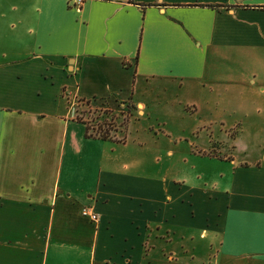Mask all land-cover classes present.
<instances>
[{
  "label": "crops",
  "instance_id": "0c3cea01",
  "mask_svg": "<svg viewBox=\"0 0 264 264\" xmlns=\"http://www.w3.org/2000/svg\"><path fill=\"white\" fill-rule=\"evenodd\" d=\"M141 84L259 96L264 0H0V264H264V152L212 145L222 166L185 182L76 115L142 113Z\"/></svg>",
  "mask_w": 264,
  "mask_h": 264
},
{
  "label": "rangeland",
  "instance_id": "374dc122",
  "mask_svg": "<svg viewBox=\"0 0 264 264\" xmlns=\"http://www.w3.org/2000/svg\"><path fill=\"white\" fill-rule=\"evenodd\" d=\"M218 88V95L205 88L199 104L193 105L180 101L184 91L177 90L174 84L152 90L141 84L136 91L144 103L142 113L129 105L128 110L113 112L80 100L75 103L76 115L86 123L91 135L99 136L107 130L110 136L114 126L119 129V137L124 136L128 145L118 146L120 154L137 158L138 168L150 166L164 172L168 167L169 177L192 182L222 166L221 160L206 157L212 145L219 146V153L212 155L220 158L224 153L238 159H259L264 152V92L259 96L244 92L239 95L237 88ZM66 106L68 111L73 110L70 100ZM236 130L238 135L233 139ZM100 145L97 142L94 148ZM167 148L171 154L166 153Z\"/></svg>",
  "mask_w": 264,
  "mask_h": 264
},
{
  "label": "built area",
  "instance_id": "2783aa9c",
  "mask_svg": "<svg viewBox=\"0 0 264 264\" xmlns=\"http://www.w3.org/2000/svg\"><path fill=\"white\" fill-rule=\"evenodd\" d=\"M81 1L82 0H73V3L79 6ZM80 212L83 215H87L92 221L97 218V214L89 206H83Z\"/></svg>",
  "mask_w": 264,
  "mask_h": 264
},
{
  "label": "trees",
  "instance_id": "16d2710c",
  "mask_svg": "<svg viewBox=\"0 0 264 264\" xmlns=\"http://www.w3.org/2000/svg\"><path fill=\"white\" fill-rule=\"evenodd\" d=\"M87 128V126H85ZM100 137L104 138L105 136L104 135H100ZM218 156V155H217ZM219 157V156H218Z\"/></svg>",
  "mask_w": 264,
  "mask_h": 264
}]
</instances>
